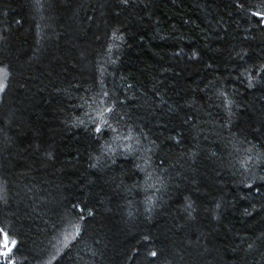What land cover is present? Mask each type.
<instances>
[{
  "label": "trees",
  "instance_id": "trees-1",
  "mask_svg": "<svg viewBox=\"0 0 264 264\" xmlns=\"http://www.w3.org/2000/svg\"><path fill=\"white\" fill-rule=\"evenodd\" d=\"M255 11L0 0V264H264Z\"/></svg>",
  "mask_w": 264,
  "mask_h": 264
},
{
  "label": "snow or ice",
  "instance_id": "snow-or-ice-1",
  "mask_svg": "<svg viewBox=\"0 0 264 264\" xmlns=\"http://www.w3.org/2000/svg\"><path fill=\"white\" fill-rule=\"evenodd\" d=\"M126 2V0H125ZM243 5L237 4V7H242ZM252 15L255 17H259L260 23H264V11H255L252 12ZM5 70L0 69V72H3ZM264 73V65H261L258 69V73ZM249 79H251V77H249ZM251 86V85H250ZM6 89V84L4 83H0V91H4ZM108 93L104 92L103 96L104 97H108ZM114 111V108L111 107H107V106H102V108L100 110H98V117L101 119L100 123H97L95 125V130L97 133H101L103 131V127H111L110 125L107 124V120L103 119V117L105 116V114H111ZM113 131H115V129H113ZM125 139H128L129 137H124ZM251 159V157H249ZM258 179L260 180H264V176H260ZM248 187H251V185H248ZM83 211V210H81ZM91 214V213H89ZM83 218V217H81ZM76 232L77 234H79L80 229L79 227H76ZM145 239H147V237H145ZM18 241L15 239H12L10 237L9 232H6L3 228H0V258H5L7 259L12 253L13 250L18 246ZM151 256L155 257L156 256V252H151L150 253ZM8 264H15L14 261L12 260H8Z\"/></svg>",
  "mask_w": 264,
  "mask_h": 264
}]
</instances>
